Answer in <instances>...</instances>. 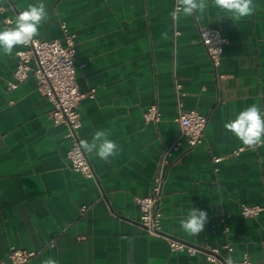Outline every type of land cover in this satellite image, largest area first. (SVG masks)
<instances>
[{"label":"crops","instance_id":"0c3cea01","mask_svg":"<svg viewBox=\"0 0 264 264\" xmlns=\"http://www.w3.org/2000/svg\"><path fill=\"white\" fill-rule=\"evenodd\" d=\"M43 2L51 18L37 38L63 40L66 23L75 34L79 90H95L79 102L80 140L105 130L118 142V155L104 162L86 152L93 177L72 169L67 126L49 119L51 103L37 92L35 75L7 89L23 46L0 55V259L16 246L38 251L26 264L47 258L57 264H214L204 252L172 250L166 237L140 223L136 196L150 192L163 147L179 131L177 80L183 108L205 114L207 124L201 142L190 148L183 140L170 157L161 232L195 246H219L225 259L247 253L254 264H264V211L240 213L243 203L264 204V147L251 151L223 127L254 103L264 110V0H254L253 14L240 20L212 0L205 13L178 20L170 15L174 0ZM36 3L0 4V29L9 26L5 18L14 23L19 11ZM200 26H220L227 37L217 69ZM174 28L180 30L176 37ZM154 102L161 119L146 121L144 111ZM191 206L208 215L198 235L179 224ZM225 242L232 251L221 247Z\"/></svg>","mask_w":264,"mask_h":264},{"label":"built area","instance_id":"2783aa9c","mask_svg":"<svg viewBox=\"0 0 264 264\" xmlns=\"http://www.w3.org/2000/svg\"><path fill=\"white\" fill-rule=\"evenodd\" d=\"M174 8L176 0H174ZM174 10V9H173ZM6 24L13 22V18H5ZM64 37L59 39H40L35 38V42L28 46H23L16 51L17 63L13 72L12 79L7 81V89L12 90L33 73L37 79V92L48 98L51 103V109L48 112L49 119L56 123H63L67 126L66 136L70 138L71 145L67 151V157L72 169L82 174L93 177L94 172L91 162L80 147L79 129L82 125L79 112V102L82 97L94 95V89L88 94L79 90L77 82L76 68V40L75 34L69 30L66 23L61 24ZM174 37L180 34V30L174 28ZM199 36L205 47L206 53L213 66L217 69L221 63L224 45L227 37L223 35L220 26H200ZM35 65L32 66L31 62ZM176 88V116L179 131L177 136L163 147L158 169L152 178L150 192L147 195L136 196V201L140 207V223L148 233L162 235L168 239L172 250L186 251L194 256L198 252H204L206 259L214 264H226L228 259L220 256V247L195 246L185 241L164 235L162 230V212L160 210V201L162 197V188L166 178V167L170 162L173 152L180 149L183 140L192 148L202 141L204 129L207 124V116L196 109H184L181 100L182 88L180 82L175 81ZM162 112L157 103L150 104L144 111L146 121L158 122L161 119ZM240 146L234 149L235 153L243 150ZM220 157H214L218 162ZM82 207V211L86 210ZM264 211V204L243 203L240 213L244 217H255ZM230 227L225 225L223 231L228 233ZM50 244L54 245L52 240ZM221 247L233 250L230 242H225ZM38 251L28 250L12 246L8 254V259H0V264H26L34 257ZM233 264H254L247 253L243 254L240 260L233 261Z\"/></svg>","mask_w":264,"mask_h":264},{"label":"clouds","instance_id":"9594fccd","mask_svg":"<svg viewBox=\"0 0 264 264\" xmlns=\"http://www.w3.org/2000/svg\"><path fill=\"white\" fill-rule=\"evenodd\" d=\"M6 0H0V4ZM212 3L221 11L231 14L235 20H240L253 14L254 0H212ZM209 0H176V6L170 13L173 20H178L181 15L191 17L195 13L203 14L208 8ZM4 9L0 8V11ZM49 13L43 0L36 4H29L24 10L16 14L14 23L0 29V55L11 56L17 46H28L35 42L40 35L42 25L50 20ZM167 36V33H162ZM224 129L231 133L251 151L264 147V110L258 104H252L240 111L234 119L224 123ZM105 130L95 131L90 141L81 140L80 147L84 152L95 153L104 162L118 155V142L109 138ZM208 221L207 212L192 207L187 216L179 221L180 227L189 235L200 234ZM42 264H57L52 258L42 261ZM226 264H233L229 258Z\"/></svg>","mask_w":264,"mask_h":264},{"label":"water","instance_id":"95a60500","mask_svg":"<svg viewBox=\"0 0 264 264\" xmlns=\"http://www.w3.org/2000/svg\"><path fill=\"white\" fill-rule=\"evenodd\" d=\"M200 247V246H199Z\"/></svg>","mask_w":264,"mask_h":264}]
</instances>
